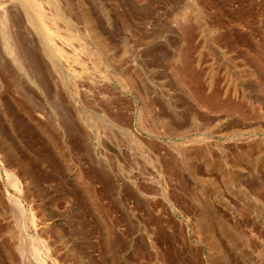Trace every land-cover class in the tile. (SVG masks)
<instances>
[{
    "label": "rangeland",
    "instance_id": "374dc122",
    "mask_svg": "<svg viewBox=\"0 0 264 264\" xmlns=\"http://www.w3.org/2000/svg\"><path fill=\"white\" fill-rule=\"evenodd\" d=\"M2 1L0 264H264V0Z\"/></svg>",
    "mask_w": 264,
    "mask_h": 264
},
{
    "label": "bare ground",
    "instance_id": "6f19581e",
    "mask_svg": "<svg viewBox=\"0 0 264 264\" xmlns=\"http://www.w3.org/2000/svg\"><path fill=\"white\" fill-rule=\"evenodd\" d=\"M4 1L6 2L7 0H3L2 2H4ZM19 1H23L26 4V6H31V7H34V8L37 7V6H35L37 3H39V4H41L43 2L47 3V1L45 2V0H19ZM58 2H59V0H58ZM60 2H61V7L63 5L62 8H63L64 12L71 16L72 13L75 12V11L73 12V10L75 8V5L76 4L80 5L82 0H60ZM56 3L57 2H55V5H56ZM50 4H49V6H50ZM52 4H53V2H52ZM21 6H22L21 3L17 2V1L8 0V3L5 4L4 7H3V15L1 14L2 15L1 17H2V25H3V36L5 38V43H6L5 48H6L7 52H8V55L10 53V55H12L15 60L20 62L21 66H22V63L25 61V62H27L29 64V66H27V68L28 69L29 68L32 69V66H34L33 65L34 63H33V60L31 59L32 55L30 54V51H31V40L27 38V35L25 37V34H24V32H25V30H27L26 28H28L29 24H28V21H26L27 18L25 16L24 11H23V7H21ZM49 6H48V8H49ZM76 7H77V5H76ZM57 8H59V6H57ZM30 10H31V8L29 9V11ZM43 10H44V8H43ZM54 11L57 14V16L62 14L60 11L56 10V8L54 9ZM40 12H42V10ZM43 13H41V14H43ZM56 14H54V15L56 16ZM29 17L30 16H28V18ZM62 17H64V15H62ZM88 24H89V25H87L88 28L92 32H95L97 34V29H96L97 28V23H95L94 19L93 20L92 19H88ZM29 37H31V36H29ZM146 114H147V116H146L147 120L150 121V125H151V127H149V129L151 131H153V130L157 131L156 127L154 125L155 122L152 121V118H151L149 112L146 111L145 115ZM144 121L142 120L143 123H144ZM181 153L183 154V158L185 160L188 159V161H190V160L192 161L193 156L195 154L194 151H192V150H189V151H186V152H181ZM1 176H2V174H1V170H0V179H1ZM7 176L9 177V180H10L11 184L17 190H21L22 184H21L18 176L14 172H11V171L7 172ZM13 202L16 205L17 209H19V211L21 212L22 228H23V231H25V233H26L28 228L30 227L26 223L27 222L26 214H25V212H24V210L22 208V205L20 204V202L17 199H15ZM173 218L176 219L175 215H173ZM201 221L202 222L200 223V225L204 226L205 228H207L208 233L210 235V238L214 242L216 248L219 251H221V253H222V251L225 250V249L222 246L217 233L215 232V230H216L215 229L216 228L215 225L211 221H209L206 217H203L201 219ZM6 251H7V253L9 255H11V253H10V251H8L7 247H6ZM34 254L36 256L35 257V259H36L35 261L37 262V264H52V263L54 264L55 263L54 260L50 256L43 255L42 252L39 249ZM55 264H57V263H55Z\"/></svg>",
    "mask_w": 264,
    "mask_h": 264
}]
</instances>
